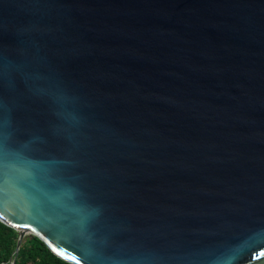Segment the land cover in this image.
Returning a JSON list of instances; mask_svg holds the SVG:
<instances>
[{"label": "water", "instance_id": "obj_1", "mask_svg": "<svg viewBox=\"0 0 264 264\" xmlns=\"http://www.w3.org/2000/svg\"><path fill=\"white\" fill-rule=\"evenodd\" d=\"M0 222L10 264H264V0H0Z\"/></svg>", "mask_w": 264, "mask_h": 264}, {"label": "trees", "instance_id": "obj_2", "mask_svg": "<svg viewBox=\"0 0 264 264\" xmlns=\"http://www.w3.org/2000/svg\"><path fill=\"white\" fill-rule=\"evenodd\" d=\"M17 240V232L0 222V264H10ZM14 264H64L40 245L32 236L25 235L18 247Z\"/></svg>", "mask_w": 264, "mask_h": 264}]
</instances>
